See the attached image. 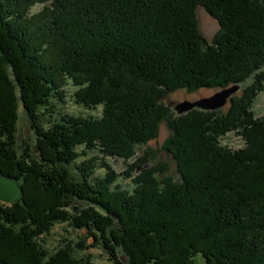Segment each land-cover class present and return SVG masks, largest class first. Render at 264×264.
Instances as JSON below:
<instances>
[{"label": "trees", "instance_id": "1", "mask_svg": "<svg viewBox=\"0 0 264 264\" xmlns=\"http://www.w3.org/2000/svg\"><path fill=\"white\" fill-rule=\"evenodd\" d=\"M36 5L47 23L39 35L34 21L18 26ZM200 9L218 27L210 40ZM248 79L222 110L179 115L163 103L178 90L218 93ZM66 80L98 117L56 116ZM261 93L264 0H0V172L20 188L12 204L0 202V261L91 264L65 249L50 255L39 241L69 218L114 264H264V118L253 111ZM20 106L35 154L18 147ZM162 124L176 173L166 180L156 152L138 153ZM231 131L244 148L220 147L214 136ZM94 151L133 160L138 188L115 192L110 175L88 184L95 164L75 163ZM72 202L93 207L72 218Z\"/></svg>", "mask_w": 264, "mask_h": 264}, {"label": "rangeland", "instance_id": "2", "mask_svg": "<svg viewBox=\"0 0 264 264\" xmlns=\"http://www.w3.org/2000/svg\"><path fill=\"white\" fill-rule=\"evenodd\" d=\"M44 11L45 10L43 5H36L32 7L28 12L29 14L26 17H24V19L18 20L19 22L18 26H22L24 24L30 26L29 25L30 21H34V24H32L30 27L31 29L35 30L36 35H39L40 33H42L41 31L42 25L47 24L42 20L44 16ZM197 17L199 20V29L201 33L207 39L210 40L218 29L217 24L213 19L209 17V15H207L201 9L198 10ZM36 20L38 21V23L35 22ZM35 24H37L40 29L37 26H35ZM54 49L56 50V48ZM62 80L64 81L65 79L62 77ZM251 82L252 79H248L244 83L236 85L238 89L235 92H233L231 96L240 94L247 86L251 84ZM232 87H229L228 89ZM60 89L64 92L63 102L59 103L58 101L53 99L54 104L56 103V105L54 106L55 107L54 111L56 116H60V117L82 116L88 119L91 116L98 117L100 115V110L96 109L95 111H90V110L88 111L82 106L76 104L75 102L76 98L74 97V93L77 90V87L72 85L69 80H66ZM214 94H216L215 89L214 90L201 89L192 93L186 92L185 90H178L168 94L164 98L163 103L165 104V106L176 107L177 105L184 103L186 101L195 102L202 98L213 96ZM225 108L226 106L219 108L217 110H222ZM193 109L198 110L197 107H194ZM210 111H216V110H210ZM253 111L256 117L264 118V93H261L255 100L253 105ZM39 119H40L39 122L40 125L44 127V125H46V122L43 121L42 117H40ZM17 128H18L17 130L18 147H20V149L29 147L31 150H33L32 153L35 154L34 130L30 127V123L26 117V114L22 111L21 106L19 109V119L17 123ZM168 138H169V130L167 129L165 124H162L160 127L158 138L155 141L148 142V144L145 147L138 150L139 155H141L142 154L141 151L145 149L146 150L150 149L153 152H156V157H155L156 161L160 163H166L169 165V172L160 175L161 179L163 178V180L168 179V176H176L175 164L172 157L170 155H167L162 149L164 143L166 142V140H168ZM214 138L218 142V144H220V147L226 148L227 150L228 149L235 150L245 147L244 141L235 131L228 132L222 136L217 135L214 136ZM104 158L102 155L97 154L95 151L88 152L87 154L80 156L76 160L75 164L78 167H80V164H85V162L87 161L88 162L90 161L91 163L95 164L94 172H92V175L89 174L88 170L84 171L86 180L88 184L89 183L91 184V186L93 185L94 181L96 180L99 181L100 178H102L104 175L106 176L110 175L116 178L114 179L115 181H113L111 184V186L114 187L115 192L120 191L117 188L119 187V189L126 190L128 195L132 194L134 188L135 189L138 188L135 187V178L136 176H138V172H139V170L131 169L134 161L133 160L124 161L111 157H107L106 159ZM151 165L154 166L155 164L151 162L150 164H146L144 167L146 169H149ZM3 204L9 205L7 203H3ZM91 207H93L91 204H83V203L81 204L79 202H72L71 205H69V207L66 208V211L68 210L69 213L68 212L67 213L70 214L73 218L78 216L79 215L78 213H80V211H85L88 208L90 209ZM39 241L43 243L45 249L48 250V253L50 255H53L58 251L65 249L66 251L71 253L73 257L77 259L87 260L91 264H114L112 261H110L111 259L110 255L102 248L101 243L98 241L96 242L91 237H89L84 228H75V226L71 223L69 218L66 221L54 222L53 225L50 227V230L39 238ZM197 263L201 264L199 260L197 261Z\"/></svg>", "mask_w": 264, "mask_h": 264}, {"label": "water", "instance_id": "3", "mask_svg": "<svg viewBox=\"0 0 264 264\" xmlns=\"http://www.w3.org/2000/svg\"><path fill=\"white\" fill-rule=\"evenodd\" d=\"M238 89L237 86L230 89H224L213 96L202 98L195 102H184L175 107L177 114H184L194 107L202 111L217 110L226 105L227 100L230 98L231 94ZM20 194V188L16 181L5 177L0 172V201L3 203L14 202ZM0 264H5L0 261Z\"/></svg>", "mask_w": 264, "mask_h": 264}]
</instances>
